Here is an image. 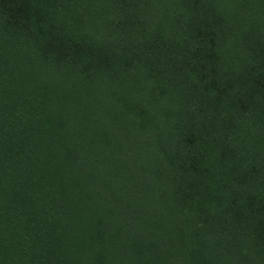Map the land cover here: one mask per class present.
Returning a JSON list of instances; mask_svg holds the SVG:
<instances>
[{
	"label": "trees",
	"instance_id": "16d2710c",
	"mask_svg": "<svg viewBox=\"0 0 264 264\" xmlns=\"http://www.w3.org/2000/svg\"><path fill=\"white\" fill-rule=\"evenodd\" d=\"M0 264H264V0H0Z\"/></svg>",
	"mask_w": 264,
	"mask_h": 264
}]
</instances>
